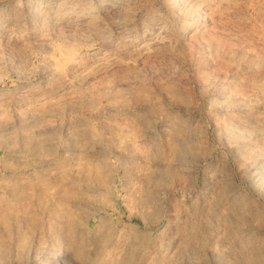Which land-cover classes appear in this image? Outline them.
Here are the masks:
<instances>
[{"label":"clouds","instance_id":"1","mask_svg":"<svg viewBox=\"0 0 264 264\" xmlns=\"http://www.w3.org/2000/svg\"><path fill=\"white\" fill-rule=\"evenodd\" d=\"M0 264H264V0H0Z\"/></svg>","mask_w":264,"mask_h":264}]
</instances>
